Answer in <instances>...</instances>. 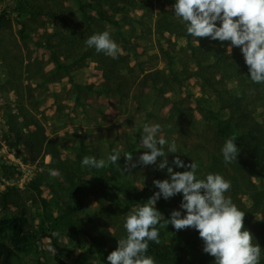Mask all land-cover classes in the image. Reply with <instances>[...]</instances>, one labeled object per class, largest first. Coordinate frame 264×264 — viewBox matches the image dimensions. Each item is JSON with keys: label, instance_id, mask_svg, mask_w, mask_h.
I'll use <instances>...</instances> for the list:
<instances>
[{"label": "rangeland", "instance_id": "obj_1", "mask_svg": "<svg viewBox=\"0 0 264 264\" xmlns=\"http://www.w3.org/2000/svg\"><path fill=\"white\" fill-rule=\"evenodd\" d=\"M81 1L118 25L93 9L81 10L80 0H0V217L25 215L24 228L35 235L13 264H56L51 239L41 229L51 230L59 217L65 260L109 264L107 256L126 237L127 215L159 191L154 180L170 179L167 169H158L163 157L155 165L138 163L150 151L140 143L144 124H159L158 137L175 141L178 152L168 153L174 171L190 170L172 163L179 156L199 165L198 179L213 173L231 181L226 195L245 212L244 227L264 252V219L254 208L264 179L238 156L225 165V141L211 118L229 107L233 122L264 127V93L251 90L243 69L222 63L230 42L197 38L198 46L190 35L158 31L160 20H179L176 0ZM103 31L120 46L117 59L87 47V38ZM113 150L120 152L118 165H82L84 156L107 160ZM128 153L136 167L126 161ZM76 198L81 208L71 209ZM182 199L181 193L156 203L160 243H152L162 255L146 253L156 264H189L192 242L187 254L180 245L188 239L203 243L198 231L165 224L174 210L186 215ZM10 237L6 230L0 241L9 243Z\"/></svg>", "mask_w": 264, "mask_h": 264}, {"label": "clouds", "instance_id": "obj_2", "mask_svg": "<svg viewBox=\"0 0 264 264\" xmlns=\"http://www.w3.org/2000/svg\"><path fill=\"white\" fill-rule=\"evenodd\" d=\"M173 9L174 16L185 24L187 34L196 39L198 46L197 38H210L229 41L227 52L230 54L233 47H239L248 66L250 80L264 85V0H176ZM85 43L112 59H117L121 53L120 46L108 31L91 35ZM160 132L159 124L143 125L140 143L143 149L150 151L140 155L138 163L155 165L157 158L163 157L158 169H167L170 179L154 180L153 184L159 191L127 215L123 224L126 237L119 239L116 250L107 256L109 264H156L153 257L146 255L149 242L160 243L157 225L162 214L156 203L161 197L168 200L181 193L180 207L186 215L182 217L180 211H172L170 219H165L166 226L171 224L177 231L189 228L198 231L203 241V252L214 257L215 264H260L264 252L259 244L253 243L252 233L244 227L245 212L226 195L231 191V181L213 173L207 174L205 179H198L199 165L194 161L185 164L179 156L172 163L190 170L174 171L169 166L168 153H177V145L174 140L169 143L163 135L158 137ZM221 152L225 165L237 162L240 149L235 138L227 139ZM120 157L118 150H113L107 160L84 156L82 165L101 169L109 163L118 165ZM124 157L131 167L137 166L131 163V153ZM57 174L50 170V175Z\"/></svg>", "mask_w": 264, "mask_h": 264}, {"label": "trees", "instance_id": "obj_3", "mask_svg": "<svg viewBox=\"0 0 264 264\" xmlns=\"http://www.w3.org/2000/svg\"><path fill=\"white\" fill-rule=\"evenodd\" d=\"M79 7L81 10L93 9L98 12L100 17L104 20L118 25V21L113 19L108 13L100 10L92 2H84L80 0ZM161 11L166 15L169 12L165 7H161ZM161 21V20H160ZM158 22V31L169 32L171 34H178L187 36L186 26L183 22H179L176 19L165 18V20L160 23ZM176 25H179L177 27ZM219 26V22L217 23ZM228 42V41H226ZM230 44V43H228ZM228 53L225 51V57L222 59L224 66L229 65L236 66L243 69L250 80V73L248 71V66L245 64L243 54L239 47H234L232 52ZM228 60V62H227ZM220 65V64H219ZM254 85V86H253ZM249 87L258 89L259 92L264 93V85L255 84L250 80ZM225 111L221 110L219 112H212L211 118L217 126L219 133L221 134L224 141L229 138H235V143L240 149L238 157L240 161L248 167L252 172L257 174L259 177L264 179V131L263 126L256 122H246L245 124H238L227 117L226 110L229 107H224ZM254 208L255 210H261L262 219H264V188L256 191L254 195ZM9 202L8 199L5 200V205ZM81 208V202L79 198H76V204L71 207V209ZM25 215L16 214L9 217H0V234L4 233L6 230L11 232L10 242L0 241V264H13V258L17 255V251L28 246L35 235L26 231L25 226ZM63 219L62 217L55 218L52 223L51 230H42L43 236H48L51 239L52 247L55 250V260L56 264H71L65 260L68 248L64 246L59 236L57 235V228L60 227ZM264 238V237H262ZM192 242V243H191ZM191 243V246H187ZM187 247L195 251L189 264H210L214 257L203 252V243L193 242L188 239L184 244L180 245V251L187 254ZM149 250L158 255H162L157 246L152 242H149Z\"/></svg>", "mask_w": 264, "mask_h": 264}, {"label": "built area", "instance_id": "obj_4", "mask_svg": "<svg viewBox=\"0 0 264 264\" xmlns=\"http://www.w3.org/2000/svg\"><path fill=\"white\" fill-rule=\"evenodd\" d=\"M3 103H4V99H3V96H2V94L0 92V106L3 105Z\"/></svg>", "mask_w": 264, "mask_h": 264}]
</instances>
